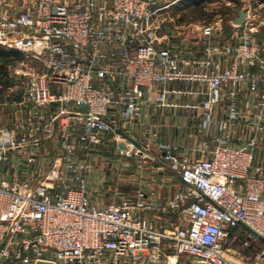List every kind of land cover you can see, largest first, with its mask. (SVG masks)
<instances>
[{
  "label": "built area",
  "instance_id": "obj_1",
  "mask_svg": "<svg viewBox=\"0 0 264 264\" xmlns=\"http://www.w3.org/2000/svg\"><path fill=\"white\" fill-rule=\"evenodd\" d=\"M175 1L0 0V45L24 55L9 66L3 103L28 109L16 126H0V264H174L182 255L264 264L240 223L264 237L258 29L246 18L227 36L220 15L190 38L163 16ZM160 108L186 111L203 130L184 153L141 122ZM52 137L53 157L42 147ZM111 142L127 157L136 147L138 168L162 153L156 172H175L174 193L111 187L110 204L93 202L92 152ZM20 168L26 177L6 176Z\"/></svg>",
  "mask_w": 264,
  "mask_h": 264
},
{
  "label": "rangeland",
  "instance_id": "obj_2",
  "mask_svg": "<svg viewBox=\"0 0 264 264\" xmlns=\"http://www.w3.org/2000/svg\"><path fill=\"white\" fill-rule=\"evenodd\" d=\"M241 4L231 3L228 0H212L210 3L211 8L226 10V7H229V13L226 15L227 20L225 21L226 26H228L229 35L234 33L236 27L235 20L240 16L241 12L245 13L247 19L252 20L253 24L257 27V31L254 33L256 41L261 46L262 53L264 55V4L254 3V0H241ZM181 0L175 1L166 11L163 13L164 17H167L166 23L170 24L171 22L176 21L180 18L186 10H179L178 4ZM256 4V5H255ZM215 13L213 20L214 21L218 16H223L222 14ZM250 15V17H249ZM224 17V16H223ZM246 20V19H245ZM205 21L197 22H183L180 25V31L183 35H187L190 38L198 37L200 33V28ZM233 22V23H232ZM250 23V22H249ZM14 120L15 117L12 116ZM12 118L7 114H0V123L2 125L10 126L12 125ZM52 141L47 142L45 151L50 156H55L57 154V149L59 148L55 138L51 139ZM120 147L123 148V145H118L116 142L106 143L98 151L93 150L92 163H93V172L92 174H97L99 180L106 185L112 187H118L123 195L133 193V190L137 188V179L140 174L138 172L137 165L142 163V160L135 155L136 147H132L133 154L132 156L122 155ZM91 183V180H90ZM108 188V187H107ZM118 196V195H117ZM117 196L98 193V201L100 205H108L111 203L113 198ZM240 231V230H239ZM254 249L251 252V255L255 258L256 254L263 250L264 245L261 242L254 241ZM236 251L241 250L239 245L234 246ZM192 264V258L188 255H182L174 264ZM20 264V263H17ZM160 264H169L165 261Z\"/></svg>",
  "mask_w": 264,
  "mask_h": 264
},
{
  "label": "crops",
  "instance_id": "obj_3",
  "mask_svg": "<svg viewBox=\"0 0 264 264\" xmlns=\"http://www.w3.org/2000/svg\"><path fill=\"white\" fill-rule=\"evenodd\" d=\"M176 23V21H175ZM167 31L170 32V28H167ZM3 100H0V114H7L9 117L14 116L16 120L12 118V125L8 127H14L16 126L15 122H17V119L20 123L21 121H24V119L28 115V109L22 108L21 110H17L13 112L14 110L10 106H6L3 103ZM145 112H152V109L150 107H145L144 108ZM142 123H155L156 125V133L158 134V138H161L163 141L167 142H175L181 147H179L180 153L185 152V148L187 145H192L196 141H198L199 136H202L203 130L199 129V123L195 120H191L187 114L186 111L180 110L176 115H175V109L173 108H160L158 109L156 115H151L147 119L146 118H141ZM18 125V124H17ZM0 126H7V125H2L0 123ZM140 126V125H139ZM131 134L135 138H139L143 132L141 126L136 129V130H130ZM52 138H47L44 139L42 147L45 149L47 142L52 141ZM56 140V138H55ZM57 144L58 141L56 140ZM45 153H47L45 151ZM152 155L154 156V161L150 162L151 166L150 167H145V168H137L138 172H140L138 179H137V188L138 187H143L145 189H161L160 194L162 196H167L170 197L176 188L178 187L177 183V175L175 172L169 168L167 164H165L164 170L160 172H156L158 169V166L162 164L161 161V156L162 153L158 152L157 150L152 151ZM18 159V156L15 155L14 160L16 161ZM19 161V159H18ZM152 165L156 166L155 171L152 170ZM6 176L10 179H14L15 177H20L24 178L27 176V172L20 168L18 170H10L9 173L6 174ZM165 180V183L163 187H161V182ZM108 187V188H107ZM106 185L101 182V180L98 179L97 174H92L91 176V188L93 189V195H92V201L97 202L98 193L102 194H109L112 195L111 193V187L110 185ZM136 188V189H137ZM135 189V190H136ZM133 190V192L135 191ZM132 193V192H131ZM130 194V193H129ZM128 195V194H127ZM99 202V201H98Z\"/></svg>",
  "mask_w": 264,
  "mask_h": 264
},
{
  "label": "trees",
  "instance_id": "obj_4",
  "mask_svg": "<svg viewBox=\"0 0 264 264\" xmlns=\"http://www.w3.org/2000/svg\"><path fill=\"white\" fill-rule=\"evenodd\" d=\"M231 3L241 4V0H228ZM212 0H181L178 4L179 10H186L184 14L176 20V23L183 22H197L205 21L210 22L213 20L214 14L219 13L224 16V20H227V14L229 13L230 8L226 7V10H218L210 7ZM224 21L225 33L228 36L229 30L227 24ZM24 55L21 51L15 48H9L6 46L0 45V100L5 98L10 87L14 85V80L10 75L9 66L15 61L23 58ZM181 264V263H177Z\"/></svg>",
  "mask_w": 264,
  "mask_h": 264
},
{
  "label": "water",
  "instance_id": "obj_5",
  "mask_svg": "<svg viewBox=\"0 0 264 264\" xmlns=\"http://www.w3.org/2000/svg\"><path fill=\"white\" fill-rule=\"evenodd\" d=\"M245 19H246L245 13L241 12L240 16L235 20V23L243 24L245 22ZM119 132L139 146L138 142L134 138H132L130 135L125 133L122 129H119ZM240 223L248 232H250L254 237H256L259 241H261L264 244L263 236H261L259 233H257L254 229H252L250 226L246 225L245 223L243 222H240ZM37 264H55V263L51 261L42 260V261L37 262Z\"/></svg>",
  "mask_w": 264,
  "mask_h": 264
}]
</instances>
